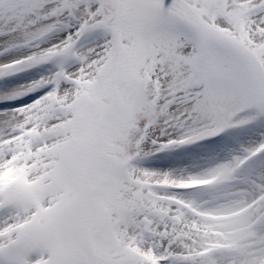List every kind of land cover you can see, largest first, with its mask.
<instances>
[{
	"label": "snow or ice",
	"instance_id": "6c2138e0",
	"mask_svg": "<svg viewBox=\"0 0 264 264\" xmlns=\"http://www.w3.org/2000/svg\"><path fill=\"white\" fill-rule=\"evenodd\" d=\"M0 264H264V0H0Z\"/></svg>",
	"mask_w": 264,
	"mask_h": 264
},
{
	"label": "clouds",
	"instance_id": "9594fccd",
	"mask_svg": "<svg viewBox=\"0 0 264 264\" xmlns=\"http://www.w3.org/2000/svg\"><path fill=\"white\" fill-rule=\"evenodd\" d=\"M132 99L134 103L138 104L141 102L139 97L133 96ZM142 118L147 120V116H143Z\"/></svg>",
	"mask_w": 264,
	"mask_h": 264
},
{
	"label": "rangeland",
	"instance_id": "374dc122",
	"mask_svg": "<svg viewBox=\"0 0 264 264\" xmlns=\"http://www.w3.org/2000/svg\"><path fill=\"white\" fill-rule=\"evenodd\" d=\"M159 155L163 156L164 154H159Z\"/></svg>",
	"mask_w": 264,
	"mask_h": 264
}]
</instances>
